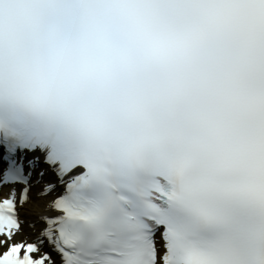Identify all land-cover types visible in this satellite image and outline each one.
Instances as JSON below:
<instances>
[{
  "label": "snow or ice",
  "instance_id": "snow-or-ice-1",
  "mask_svg": "<svg viewBox=\"0 0 264 264\" xmlns=\"http://www.w3.org/2000/svg\"><path fill=\"white\" fill-rule=\"evenodd\" d=\"M0 264H264V0H0Z\"/></svg>",
  "mask_w": 264,
  "mask_h": 264
}]
</instances>
